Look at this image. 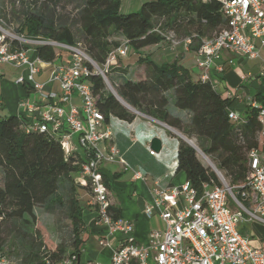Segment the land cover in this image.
<instances>
[{
  "label": "trees",
  "instance_id": "obj_1",
  "mask_svg": "<svg viewBox=\"0 0 264 264\" xmlns=\"http://www.w3.org/2000/svg\"><path fill=\"white\" fill-rule=\"evenodd\" d=\"M120 7V0H84L75 18L81 43L98 65L125 42L137 56L135 79L128 78L126 70H116L119 82L113 92L137 113L176 129L188 139L195 138L200 153L217 162V169L225 172L228 184L242 187L249 172L247 153L259 147L256 111L244 105L241 114L246 123L236 127L228 119V110L235 109L236 100L223 98L210 84L193 80L178 59L163 64L150 60L158 49L175 44V40L166 36L168 32H173L176 38L180 32L184 38L193 37L189 51L196 52L200 40L210 39L227 24L220 2L155 0L127 14L121 13ZM22 34L30 40L41 36L68 45L78 41L70 26L55 25L50 18L37 13L28 17ZM33 56L56 63L61 55L55 47L41 46L35 47ZM88 83L98 97L96 105L106 123L111 118L125 123L135 119V114L106 92L100 76L91 74ZM170 93L175 107L190 115L188 124L168 111ZM253 98L264 106L263 83ZM22 125L17 115L0 117V256L12 238L24 247L20 264H45L47 259L57 261L67 255L66 247L54 244L37 219L34 210L41 208L48 214L57 211L65 214L71 229V247L79 261L83 209L73 176L80 168L74 158L65 156L52 137L27 132ZM196 152L178 139L175 174L181 173L200 192L204 183L215 182L216 178L208 164L202 165ZM109 212L113 219L119 218L112 208Z\"/></svg>",
  "mask_w": 264,
  "mask_h": 264
},
{
  "label": "built area",
  "instance_id": "obj_2",
  "mask_svg": "<svg viewBox=\"0 0 264 264\" xmlns=\"http://www.w3.org/2000/svg\"><path fill=\"white\" fill-rule=\"evenodd\" d=\"M218 1L227 24L210 39L200 40L195 52L198 80L214 89L219 86L215 76L224 72L220 63L223 53L254 60L260 58L257 45L264 48V0ZM166 36L175 40L173 47L178 43L173 32L166 33ZM192 38L182 40L185 52H189ZM23 43H30L33 48L23 49ZM41 46L59 49L60 60L44 62L33 56L35 47ZM128 52L129 46L125 42L109 52L104 63L98 65L79 41L68 45L44 38L26 40L0 31V65L26 71L27 76H19L15 84L28 87L37 97L36 101L29 97L18 101L17 116L23 122L22 127L27 132L49 135L60 144L66 157L76 160L80 168L77 183L85 186L90 194V203L96 209V224L105 226L108 238L115 234L123 237L118 246L112 248L108 264H150L149 260L151 264H264V247H252L240 230L243 222L264 225V106L250 96L227 93L228 99L254 109L259 125V147L247 153L249 172L242 187L230 186L202 154L215 175V182L204 183L200 192L189 181L179 186L154 189L153 201L144 213L150 218L154 211H158L164 224L163 231L152 230L146 243H138L130 221L112 218L101 164L116 160L117 149L110 144L106 154L99 145L111 140L110 125L123 122L114 118L105 122L96 105L98 97L92 93L88 80L91 74H95L105 85L108 84V70ZM45 69L49 70L46 81H36L34 76L43 74ZM260 77L264 79V68ZM107 86L112 93L113 89ZM2 106L0 99V108ZM25 114L30 115L29 120L24 118ZM228 119L236 127L246 123L235 109L228 110ZM132 174L134 180L144 177L140 172ZM77 263L78 256L74 253L57 261H45V264ZM0 264L13 263L0 256ZM16 264H20V260Z\"/></svg>",
  "mask_w": 264,
  "mask_h": 264
},
{
  "label": "crops",
  "instance_id": "obj_3",
  "mask_svg": "<svg viewBox=\"0 0 264 264\" xmlns=\"http://www.w3.org/2000/svg\"><path fill=\"white\" fill-rule=\"evenodd\" d=\"M120 1V12L127 14L138 11L145 2L155 0ZM257 46L260 58L254 60H246L228 53L222 54L220 63L224 67V72L215 76L219 82V86L215 90L223 98H227V93L240 97H253L261 84H264V79L260 77V73L264 68V48L260 47L259 44ZM173 49V46H168L162 51L169 52L160 54L159 61L155 58L157 54L153 55L150 60L156 64L171 63L176 59V55L170 61L167 59L171 57ZM183 61H180V64L188 69L189 73L195 69L197 72L195 76L198 79L199 71L196 68L195 56L191 61H187L189 63L188 68ZM229 61L232 63L230 64ZM122 65L124 69L127 67L124 64ZM21 75L23 77L24 75L27 76V72L20 71L16 78ZM16 78L11 82L13 84L12 90L21 92V99L32 94L33 100L36 101L37 97L31 90H25L24 88L20 90V85L15 84ZM4 81L5 78L0 73V99L3 101V106H5H2L1 111L5 109L7 113H3L0 117H7L10 114L17 115L15 112H17V103L20 99L19 97L16 100L14 99V107L9 108L8 106L7 109ZM53 89L56 90L55 87ZM243 108L244 104L236 102L235 110L242 111ZM184 116L186 117L185 123L188 124L190 115L185 112ZM25 117L27 120L30 119L29 114H25ZM110 130L112 132L111 140L101 143L99 147L106 154L110 144L117 149L116 160L104 161L101 164V173L109 192L111 208L119 218L128 220L133 224L136 241L146 243L150 231L164 230V224L159 218L158 211H154L150 218L144 213L145 208L153 201L154 189L158 186H179L185 181L181 173L175 174L178 139L181 138L180 132L139 113L136 114L131 123L115 122L110 125ZM154 137H159L164 142L163 149L157 156L151 154L149 148V142ZM125 166H127V169ZM133 172H140L144 177L134 180ZM79 178L80 173L73 176L77 198L83 209L84 234L78 262L80 264H108L112 248L118 246L123 237L120 234H115L113 237L108 238L105 226L96 224V209L90 203L91 198L88 190L77 183ZM240 230L243 235L248 237L249 244L252 247H264V225L258 222H243L240 225ZM100 242L103 244H100Z\"/></svg>",
  "mask_w": 264,
  "mask_h": 264
},
{
  "label": "rangeland",
  "instance_id": "obj_4",
  "mask_svg": "<svg viewBox=\"0 0 264 264\" xmlns=\"http://www.w3.org/2000/svg\"><path fill=\"white\" fill-rule=\"evenodd\" d=\"M84 0H0V31L8 32L9 34H13L19 37H23L26 39L22 34L24 30V24L26 23V20L30 15L39 14L43 15L45 17L50 18L55 25L64 24L71 27L72 33L74 34L76 40L82 42L83 39L80 36L79 28L76 21V14L77 9L81 5V3ZM185 35L181 32L178 34V38H176V41L178 42L173 49V52L171 53V57H169L167 60H172L173 56L176 55V59L180 61L184 60L183 63H185V66L188 68L189 63L187 61H191L194 56L195 52H185L183 49V42ZM37 38H42L41 36H38ZM30 40V39H26ZM122 42V41H121ZM23 46H26L27 48H33V46L30 43H23ZM27 44V45H26ZM83 44V43H82ZM167 47V46H166ZM162 47L155 51L151 56L157 54L155 56L156 60L159 61L160 54L162 53H168L169 51H162L164 48ZM32 51V50H31ZM161 51V53H159ZM136 59L137 56L135 53L129 49V52L127 56L124 58H119L117 62L113 65L114 69L109 70V74L107 75L108 84L105 85L106 92H109V88L107 85H110V87L115 91L114 87H116V84H118V74L119 72L116 70L123 69L127 72V77L134 80L135 74H134V64L136 65ZM186 59V60H185ZM122 64L124 66H127L125 69L122 68ZM134 68L132 69V67ZM197 68V67H196ZM188 70V69H187ZM21 70L15 69L10 65L3 64L0 65V73L3 74L5 81L3 82V85L5 87V93H6V104L7 109L14 107V99L16 100L18 97L21 99L22 93L21 92H14L13 84L11 83L13 79H15ZM48 69H45L43 74H40L38 76H34V79L40 83H43L46 81L48 77ZM196 70H191L190 75L193 80H197L196 78ZM26 77V75H24ZM20 90L23 89V86L20 85ZM31 96V97H30ZM29 98L33 100V95L30 94ZM168 111L177 117H180L184 120V123L186 121L185 112L180 111L175 107L174 104V96L172 93L168 94ZM5 107V106H3ZM2 107L0 108V115L3 113L7 114L4 111H1ZM129 112L133 114H137L131 107L128 106L126 108ZM16 111V110H15ZM237 113H241V110H236ZM17 114V112H15ZM14 114V113H13ZM11 115V114H10ZM9 116V115H8ZM180 139L184 142L191 141L194 145H192L196 150L200 151V147L198 142L195 138H187L185 135H183L180 132ZM186 140V141H185ZM199 161L202 163L203 166H207V162L204 160L202 155L199 152H196ZM217 168V162L213 160L212 158L206 156ZM211 171V170H210ZM221 174L225 177L226 181L228 182V177L226 176L224 171H221ZM34 213L39 220L40 224L43 226L45 231L47 232L48 236L50 237L51 241L58 245L62 244L67 249V255L73 253V249L71 247L72 243V237L70 234V227L68 224V221L65 218V214L63 212L57 211L54 214H48L41 208H35ZM24 247L20 245L19 242H16L12 239L9 240L6 247L4 248L2 252V256L5 259H8L11 263L16 264L17 260L22 255ZM150 264V260L148 261Z\"/></svg>",
  "mask_w": 264,
  "mask_h": 264
},
{
  "label": "water",
  "instance_id": "obj_5",
  "mask_svg": "<svg viewBox=\"0 0 264 264\" xmlns=\"http://www.w3.org/2000/svg\"><path fill=\"white\" fill-rule=\"evenodd\" d=\"M118 101H119V103L121 104V105H123L125 108H128V106L127 105H125V104H123L119 99L120 98H118L113 92L111 93ZM136 112V111H135ZM137 113V112H136ZM186 141V140H185ZM186 143L189 145V146H191V147H193L191 144H189L187 141H186ZM163 145H164V142H163V140L161 139V138H159V137H154V138H152L151 140H150V142H149V148H150V150L152 151V152H154V153H156V154H159L161 151H162V149H163ZM194 148V147H193ZM195 149V148H194Z\"/></svg>",
  "mask_w": 264,
  "mask_h": 264
},
{
  "label": "bare ground",
  "instance_id": "obj_6",
  "mask_svg": "<svg viewBox=\"0 0 264 264\" xmlns=\"http://www.w3.org/2000/svg\"><path fill=\"white\" fill-rule=\"evenodd\" d=\"M115 94V93H114ZM116 95V94H115ZM120 100V99H119ZM121 101V100H120ZM122 102V101H121ZM123 103V102H122ZM123 104H125V103H123ZM189 144H191V145H194L193 144V142H191V141H187ZM198 152H200V151H198ZM202 155V154H201ZM204 158L205 159H207L208 160V158L206 157V156H204ZM212 165H213V163L210 161V160H208Z\"/></svg>",
  "mask_w": 264,
  "mask_h": 264
}]
</instances>
